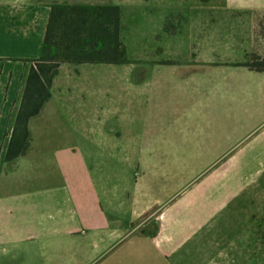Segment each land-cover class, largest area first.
<instances>
[{
    "label": "crops",
    "instance_id": "crops-1",
    "mask_svg": "<svg viewBox=\"0 0 264 264\" xmlns=\"http://www.w3.org/2000/svg\"><path fill=\"white\" fill-rule=\"evenodd\" d=\"M65 1L120 6V40L133 86L150 78L155 66L172 68L174 75L181 64L240 66L248 54L264 56L261 32L237 62L216 59L213 45L197 43L192 18L199 17V8L212 6V0H0V264H122L124 254L130 264H216L223 259L261 263L262 75L237 77L242 83L237 91L213 94L216 107H194L206 96L192 92L152 96L160 102L164 98L162 105L169 97L177 98L169 109L159 104L147 108L134 96L127 126L98 117L97 94L86 97L56 89L64 67L67 73H78L83 64H124L61 63L48 100L28 121L26 149L5 159L31 66L22 60L40 55L50 7ZM232 2L240 10H251L262 8L264 0ZM185 19L190 29L186 44L180 45L179 25ZM141 20L146 31L138 29ZM187 72L177 76L184 79L192 73ZM90 98L94 101L87 102ZM209 118L234 125L239 141L225 145L229 140L193 138ZM136 119L141 124L135 126ZM185 119L193 121L188 128L173 123ZM71 123L79 138L67 133ZM129 129L130 139H125ZM170 133L189 134L190 139L163 143L161 137Z\"/></svg>",
    "mask_w": 264,
    "mask_h": 264
},
{
    "label": "rangeland",
    "instance_id": "rangeland-1",
    "mask_svg": "<svg viewBox=\"0 0 264 264\" xmlns=\"http://www.w3.org/2000/svg\"><path fill=\"white\" fill-rule=\"evenodd\" d=\"M212 1V6L209 5L205 8H199V17L192 18L193 23L197 22V28L196 25L193 24V30L197 29L198 32V34L196 33V35H198L197 43H199L200 46L213 45V56L216 59L229 58L234 62L240 61L244 58V49L249 47L250 44L255 46V41L257 37H260V32L264 33V3L261 4L262 8L259 9L240 10L238 9V3H233L232 0ZM259 14L262 15H260V18H257ZM177 17L180 19L183 16L178 14ZM180 21L179 29L182 30V33L178 35L177 40L180 45H184L186 44L185 42L187 40V32L190 29V23L186 19L185 21ZM139 22L140 26H138V29L140 31H146L147 28L143 26V20ZM255 22H257L256 26L254 24ZM170 45L171 44H169L168 47ZM223 47L229 48L220 50ZM248 52H250V50H248L247 53ZM253 54L264 59L262 54L252 53L248 55L251 57ZM248 55L247 60H250L251 58ZM155 68L156 70L150 78L137 86H133L130 83V66L127 64L114 66H107L105 64H83L78 68V73L72 71L67 73V67H64L61 70L60 81L57 83L56 89L60 87V89L73 93L81 95L86 94V97L90 96V94H97V97H100L101 100L100 105L97 106V111L100 113L98 117L105 119L109 116L114 118V121H117L119 125L126 123L127 126H130V98L132 100L134 96L135 99L143 101V106L147 108H154L159 104L169 109L171 105L175 104L174 102L177 98L169 97L166 102L167 105H162L163 101H165L164 98L161 103L160 100L155 99V97L152 98V96H157L159 94L158 92L169 93L171 95H173V93L192 92L197 93L200 97L206 96L204 97L205 99L200 98V103L195 104L194 107L198 105L204 108L216 107L217 104L215 100L212 99V97H215L213 94L221 93L224 90L237 91L242 84L240 82L241 80L237 79V77L248 74H259L264 76V72L257 73L249 71L241 66L224 64L209 66L204 64H181L175 67L176 70L174 75H172L173 73L171 72L172 68L162 65L155 66ZM188 70H191L192 73L188 74L186 78L181 79L178 77L180 76V72L188 73ZM158 71H162V77L159 76ZM164 71H166V73H164ZM178 73L179 75L177 76ZM134 74L139 75V70L134 72ZM93 101L94 99H87V102ZM178 102H180V100L176 103ZM162 122L163 125L164 123H168L167 121ZM180 122L173 123L177 126H181L182 124L184 128H188L193 121L191 119H185ZM134 124L137 126L141 124V121L136 119ZM92 125L93 127L95 126L94 123H92ZM200 125L204 128L203 132L192 134V137L195 139L208 140L215 143L229 140V142L225 143V145H228L239 141L241 137L237 133L234 125L232 126L229 124L228 126L225 122L217 121L212 118H209L207 122L205 120L204 123H200ZM88 127L89 122L86 124V128ZM70 128L71 130H68L67 133L79 138L80 131H78L73 123H71ZM88 136L91 138H103L98 134L89 133ZM123 137L125 139H130V129ZM184 138L190 139L189 134L180 136L170 133L167 136L161 137L160 140L166 143V140L173 141L175 139ZM259 223L263 231L260 238L264 241V219H259ZM119 247L120 245H117L112 248V252L107 256V262L111 260L110 255ZM233 260L234 259L218 260L216 264H236ZM122 261V264H130V256L124 254ZM260 261L261 263H258L259 260H256V264H264V258ZM252 262L254 263V260H252ZM247 263L249 264L250 260H248ZM141 264H151V261L147 260L144 263L142 261Z\"/></svg>",
    "mask_w": 264,
    "mask_h": 264
},
{
    "label": "trees",
    "instance_id": "trees-1",
    "mask_svg": "<svg viewBox=\"0 0 264 264\" xmlns=\"http://www.w3.org/2000/svg\"><path fill=\"white\" fill-rule=\"evenodd\" d=\"M121 8L115 4L54 3L40 55L31 62L21 102L15 116L5 159L21 155L29 141L28 121L50 96V86L61 63H129L120 40ZM250 57V56H249ZM239 63L249 70L264 71V59L252 55Z\"/></svg>",
    "mask_w": 264,
    "mask_h": 264
}]
</instances>
